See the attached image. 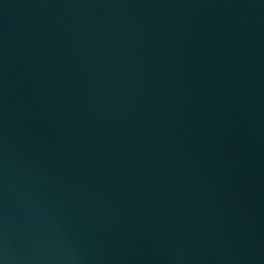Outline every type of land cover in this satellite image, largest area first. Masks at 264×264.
Here are the masks:
<instances>
[{"label":"water","instance_id":"95a60500","mask_svg":"<svg viewBox=\"0 0 264 264\" xmlns=\"http://www.w3.org/2000/svg\"><path fill=\"white\" fill-rule=\"evenodd\" d=\"M0 264H264V0H0Z\"/></svg>","mask_w":264,"mask_h":264}]
</instances>
